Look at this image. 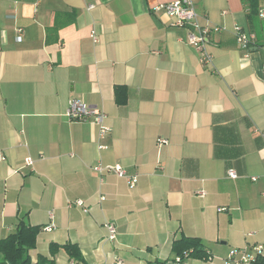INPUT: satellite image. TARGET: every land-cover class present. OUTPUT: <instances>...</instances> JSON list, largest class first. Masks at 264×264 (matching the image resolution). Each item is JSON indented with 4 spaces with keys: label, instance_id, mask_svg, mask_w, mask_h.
Listing matches in <instances>:
<instances>
[{
    "label": "crops",
    "instance_id": "0c3cea01",
    "mask_svg": "<svg viewBox=\"0 0 264 264\" xmlns=\"http://www.w3.org/2000/svg\"><path fill=\"white\" fill-rule=\"evenodd\" d=\"M173 1L0 0V240L40 228L33 263L166 264L182 237L211 256L184 264L254 245L264 259V0L254 13L245 0H192L209 30L204 66L191 27L154 10ZM236 29L254 44L243 49ZM70 100L106 115L105 139L65 116ZM100 163L137 185L99 177ZM51 245L77 246L81 260Z\"/></svg>",
    "mask_w": 264,
    "mask_h": 264
},
{
    "label": "built area",
    "instance_id": "2783aa9c",
    "mask_svg": "<svg viewBox=\"0 0 264 264\" xmlns=\"http://www.w3.org/2000/svg\"><path fill=\"white\" fill-rule=\"evenodd\" d=\"M94 6H89V10H92ZM156 12H163L167 17L172 20V25L174 27H185L190 26L189 32L187 34V43L194 47L196 50L200 64L204 66V64H211L212 57L209 55L207 51V40L206 36L209 33V30L205 27H200L197 21V15L194 10V5L192 0H174L168 4H161L160 6L154 9ZM258 17L264 20V9L258 12ZM20 30L18 33L20 34ZM17 36V40H21V36ZM90 39L95 44L97 42V33L94 30L90 31ZM236 41H238L239 45L244 49L249 48L256 41L254 36L246 33L245 31H240L236 29ZM264 67V66H263ZM264 70V68H263ZM65 116L71 121H90L93 126L97 130V141L103 140L110 133V128L107 127L106 115L99 109L93 106H89L85 103L70 100L68 108L65 112ZM159 145H166V141H159ZM106 147L103 145H99L98 149H105ZM1 161L4 159L0 158ZM26 167H32L34 160L31 158H27L24 161ZM95 173L98 174L99 177H102L106 174L115 175L118 178L124 179L127 182V185L130 189L134 188L138 181L137 176L126 174L125 170L118 165H103L97 164L92 168ZM228 177L235 179L236 176L232 172H228ZM252 180H255L254 178ZM104 197H101V200H104ZM77 206L79 208L83 207V202L77 200L74 204H70V206ZM84 212H87L83 209ZM104 229L106 231L107 240L110 243L115 242L117 239V231L116 227L113 223H105ZM53 226H48L45 230L51 231ZM262 246L254 245L253 248H239L230 250L225 259L221 264H253L257 260V258L261 257L262 254ZM206 259L211 260V256L209 252H205ZM186 255L183 257L185 260ZM185 261L181 260L179 257H174L171 263L166 264H184ZM107 264H125L119 258L113 259L109 261Z\"/></svg>",
    "mask_w": 264,
    "mask_h": 264
},
{
    "label": "trees",
    "instance_id": "16d2710c",
    "mask_svg": "<svg viewBox=\"0 0 264 264\" xmlns=\"http://www.w3.org/2000/svg\"><path fill=\"white\" fill-rule=\"evenodd\" d=\"M249 4V9L252 13L255 12V6L257 0H245ZM117 92L119 89L116 90ZM115 100L118 104H124V98H120L118 93H115ZM18 229L15 234L8 236L5 239L0 240V254L2 259L0 264H53L52 261H47L45 258L38 257L36 263H33L30 258L29 251L34 250L36 244V235L40 231L38 227H31L24 225L23 223L18 225ZM171 251L174 257H179L185 261L183 257L194 259H206L205 249L201 242L196 238L182 237L178 240H174L171 244ZM59 249L64 250L69 259L81 260L80 251L77 246L72 245H51L50 252L55 254ZM185 258V259H186ZM256 264H264L262 257L257 258Z\"/></svg>",
    "mask_w": 264,
    "mask_h": 264
}]
</instances>
